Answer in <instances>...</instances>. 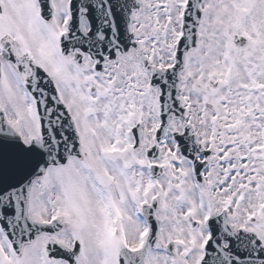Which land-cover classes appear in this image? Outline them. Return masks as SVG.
Masks as SVG:
<instances>
[{
	"label": "rangeland",
	"instance_id": "rangeland-1",
	"mask_svg": "<svg viewBox=\"0 0 264 264\" xmlns=\"http://www.w3.org/2000/svg\"><path fill=\"white\" fill-rule=\"evenodd\" d=\"M183 1L142 0L149 8L145 13L144 26L136 20V33L140 47L146 48L143 52L158 67H167L172 63L174 44L179 34L180 17L177 9L180 4L183 6ZM29 2L27 0H5L3 2L5 10L2 20L0 18V34L2 36L8 33L22 40L24 50L29 52L33 59L54 78L61 99L69 107L75 119L83 154L81 159L73 158L60 168L50 169L44 178L34 183L30 193V215L33 219L41 220L57 215L62 219H75L86 226L96 213L98 219L89 221V226L97 231V245L95 246V239L87 241L83 246L78 264H100V258L107 257L109 247L106 244L108 243L105 238L107 235H101V229L111 214L102 213L103 209L108 208L110 201L104 197V189L106 188L104 193L113 202L119 203L121 207L126 206L125 221L128 225L134 218L132 209L141 201H150V198L156 194L154 183L149 177L146 178L148 163H146L144 149L152 143L153 131L159 121L155 102L157 93L146 92L145 82L149 74L143 71L137 55L129 54L121 57L116 63L107 65L106 71L100 77L92 70L90 60L85 61V65L80 67L65 64L57 57L56 50L52 47V43L54 44L52 36H56V33L62 29L58 26L61 20L58 15L62 6L56 9L57 20L54 21L53 26L45 28L39 23L32 0ZM163 2L167 5H164L162 9L159 3ZM10 6L12 9L9 8ZM202 9L203 17L199 29L202 32L200 48H195L188 55L185 70L182 72L181 99L186 104L192 87L191 74L197 79L200 77L199 80L204 83L207 78L213 80L216 77L215 74H223L227 67L228 62L227 59L225 62L224 54L220 59L212 56L208 62L209 60L216 62L214 65L208 63V67L215 66L216 71L208 72L210 76L204 73L203 68L206 62L199 51L202 42L208 38L207 35L212 36L210 42L216 39L215 47L220 50L224 48L223 33L241 32L240 34L243 33L250 44L245 52H239L234 46L232 51L231 45L226 48L229 52L232 51L234 58L243 59L238 64V59L235 58L237 64H234L235 72L230 81H233L232 85L227 89H222V95L224 99L238 100L242 104L244 100L248 101L247 98L253 100L250 103L255 104V107L259 109L258 114L252 120L255 122L254 128L257 132L260 131L259 134L264 135V130H262L264 126V63L259 57L264 54V0H228L226 4L217 6L204 0ZM167 20H170L171 25H166ZM210 23L214 25V28L210 27ZM220 27H222L221 32ZM246 55L252 57L247 58ZM193 58L197 61V67L193 65ZM217 60L221 61V68L217 66ZM201 74H206V79ZM89 78H92L95 84L94 93L90 92ZM256 86L259 88L257 89ZM215 91L211 90V97H216ZM197 95L200 96V94ZM90 99L94 100L93 104L90 103ZM0 109L5 111L9 124L20 133L24 142L28 143L38 136V123L34 114L33 101L24 90L21 80L6 63L3 64L0 86ZM139 120L143 122L141 148L132 151L130 150L132 140L129 129ZM180 126L181 123L178 120L172 122L168 131L169 135L162 143L161 155L157 159L169 166L166 174L158 181V184L163 185V190L160 192L162 193L160 210L162 209L165 219L163 236L167 240L172 236L168 231L172 230L175 224V219L170 217H174L176 211L182 209L184 201L183 198H175L173 194L176 189H184L183 187L188 186L187 181L181 183L177 175L173 176V170H175L173 161L176 157L173 154L175 143L171 138V132L177 128L180 129ZM262 170L259 167V172L254 170L252 173V168H249L243 173V180L252 178L256 182L253 185V191L257 190L264 180ZM99 184L103 188H99L97 186ZM179 184L180 186L177 187ZM98 190H101L99 194L96 192ZM108 190H111V194H108ZM248 191L249 189L245 193ZM87 200H92L94 205H90ZM260 202L261 199H257L254 205L260 208ZM235 205L237 207L239 202ZM241 205L244 209L250 210V198L245 200V203L241 202ZM66 212L72 217L66 216ZM52 213L53 215H50ZM130 228L131 226H128V234ZM141 230L142 228L139 227L137 232ZM76 232L81 233L77 227H73L56 236L61 243L69 245L68 239L71 238L72 233ZM121 236L125 238L123 232ZM45 238L42 236L34 242V245L25 248L24 254L17 261L5 242L6 240L0 234V264H63L51 262L46 258L44 262L41 259ZM129 238L134 242L132 246L135 247L138 237L134 234V230L131 231ZM162 264H168V262L164 259Z\"/></svg>",
	"mask_w": 264,
	"mask_h": 264
},
{
	"label": "flooded vegetation",
	"instance_id": "flooded-vegetation-1",
	"mask_svg": "<svg viewBox=\"0 0 264 264\" xmlns=\"http://www.w3.org/2000/svg\"><path fill=\"white\" fill-rule=\"evenodd\" d=\"M206 1H210L217 6L226 4L228 0ZM68 2L69 0H53L54 16H56V9L62 6L58 17H61V19L63 17L69 18ZM147 8L149 6L145 3L142 11L134 14L132 19L134 17L144 26ZM136 20L134 23L131 20L130 26H137ZM82 22L84 29H87L86 19L83 18ZM210 25L211 28H214L212 23ZM221 28H219L220 32ZM207 36L208 38L202 42L199 51L206 62V66L203 68L205 69L204 73L210 76L208 70L206 71L208 59L212 56H217L220 59L222 54L225 56V61L228 59L231 63L230 70L234 73L233 64H237L235 58H238L233 57V50L229 53L224 48L219 50L215 47L216 39H212L210 42L212 36ZM235 36L236 33H223L222 44L225 47L228 42L234 45L233 38ZM201 38L202 32L199 34V40ZM162 44L164 43L162 42ZM199 44L198 42L197 48H200ZM242 44L245 47L238 49V51H247L246 47L249 46L250 42L244 41ZM142 49L146 51V48ZM246 57L252 56L246 55ZM242 59H238V64L242 62ZM192 62L197 67L195 58ZM217 66L221 68L220 60ZM206 74L201 75L205 78ZM190 77H192L190 80L192 87L188 100V123L191 127V133L197 137L199 149L197 151L198 155H194L193 160L186 161V166L183 168H187L189 185L182 191L176 189L178 191L173 194L175 198H184V201L182 209L176 211L174 215L175 224L172 230L168 231L174 238L173 254L172 257H169V260L170 262H177V264H200L205 253L204 245L209 237L208 226L203 225L202 217L206 211H210L215 214L224 213L220 224L216 225L218 231L215 234L216 237L221 238V251L225 255L224 264H239L245 256L239 250L244 243L243 233L240 232L246 231L251 233V236L257 235L255 237H259L264 245V211L256 209L254 205L257 199H264V180L258 189L254 191L252 188L256 182L252 178H246L247 182L245 179L243 180L245 171L252 168V173H254V170L259 172V167L263 169L261 172L264 179V137L261 135L259 137V130L258 132L255 130V122L252 121L255 114H258L259 109H256L250 103L253 101L250 98H247L248 101L244 100L245 105L238 100L224 99L222 95L224 85L222 83H213L209 78L202 83V80H199L200 77L197 79L192 74ZM219 79L221 80L220 75ZM224 89H227V87ZM211 90H216V97L210 96ZM197 94H200V96ZM244 111L245 113H242ZM177 157L179 158L178 155ZM176 161L179 160L177 159L173 163ZM202 164H204V170L199 180L195 174V168L197 165ZM178 178L180 182L184 181L183 174L178 173ZM248 189L249 191L245 193ZM244 196L250 198V210L244 209V206L241 205ZM237 202H239V205L236 207ZM187 216L191 217L189 221ZM160 218L163 228L165 227L163 217ZM166 227L169 228L168 225ZM249 256L251 255H247V258ZM163 257L162 250H157L152 256L151 264H162Z\"/></svg>",
	"mask_w": 264,
	"mask_h": 264
},
{
	"label": "water",
	"instance_id": "water-1",
	"mask_svg": "<svg viewBox=\"0 0 264 264\" xmlns=\"http://www.w3.org/2000/svg\"><path fill=\"white\" fill-rule=\"evenodd\" d=\"M198 1L189 0L188 2L185 13V37L183 42L189 39L188 28L191 26L192 19L194 17L196 19L199 15V12H197L196 16L191 17V13L197 10ZM185 53L186 47L182 48L181 46L177 57V68L173 72L174 93H168V95L165 93L160 98L162 105L168 104V101L171 100L168 104L167 113L173 112L176 107L178 75L184 67ZM7 59L23 74V67L20 64L15 63L10 57ZM28 65L33 71V76L26 81V86L34 97H38L35 101L40 121V140H34L32 145L26 148L22 146L19 138L5 126L2 114V120L0 121V223L16 254H21L23 245L31 243L38 234L49 231L43 225L29 224L26 220L27 194L30 183L34 178L42 176L49 166L63 163L72 153L77 155V144H74V138L70 139L69 135L71 131L72 136H74L70 121L66 119L55 98L53 99L54 91L50 87L51 81L38 68L36 69L29 62ZM49 97L52 100H46ZM49 111H51V114H49ZM178 112L176 107L174 113ZM65 120L67 126L64 123ZM167 123L166 121V125ZM61 133L65 134L68 140L58 146L56 141L61 139ZM60 151L62 153H59ZM47 254L53 257L49 248ZM131 256L125 254L127 259ZM138 257L141 260L143 254ZM127 263L129 262L123 259L120 264Z\"/></svg>",
	"mask_w": 264,
	"mask_h": 264
}]
</instances>
